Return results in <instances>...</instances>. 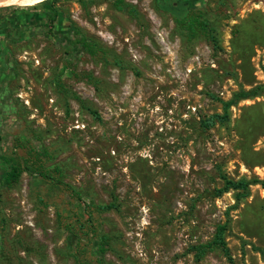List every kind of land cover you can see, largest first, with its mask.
Segmentation results:
<instances>
[{
    "label": "rangeland",
    "instance_id": "374dc122",
    "mask_svg": "<svg viewBox=\"0 0 264 264\" xmlns=\"http://www.w3.org/2000/svg\"><path fill=\"white\" fill-rule=\"evenodd\" d=\"M186 1L217 51L157 0L0 8V264H264V191L214 195L264 179V95L200 127L264 84V0Z\"/></svg>",
    "mask_w": 264,
    "mask_h": 264
},
{
    "label": "trees",
    "instance_id": "16d2710c",
    "mask_svg": "<svg viewBox=\"0 0 264 264\" xmlns=\"http://www.w3.org/2000/svg\"><path fill=\"white\" fill-rule=\"evenodd\" d=\"M54 1L55 0H47L43 2L47 8L52 12L51 19L56 17V10L54 9ZM158 9L163 13H169L174 17L176 23L180 27L181 31H186V34L189 37H193L197 32L203 33L208 41L211 43L214 50L220 49L218 40L216 38L215 29L212 28L209 19L205 16V10L196 11L190 13L189 16L185 15V12L188 10V5L186 0H157ZM264 95V84L256 85L255 87L244 90L240 89L235 92L230 100L222 101L219 100L222 108V113L212 114L205 119L200 121V127L204 130L211 129L216 124L224 125L229 121V110L232 106H235L241 100L254 99ZM92 115H96L95 112L89 110ZM0 161L3 163V167L1 169L0 176L8 183L11 181H15L19 178L21 174V170L14 167L10 164L8 158L4 156H0ZM25 170L27 172L38 174L40 177H44L47 179H51L46 173L42 172L40 169L25 166ZM221 180L223 185L221 188L214 190L215 196H220L223 193H227L230 190L235 191V200L238 203L242 198L246 197L249 194V187L257 185L264 191V179H252L247 180L245 178H241L239 180H231L227 178L225 175H221ZM237 205V204H236ZM103 209H109L110 206H103ZM229 225V220H227L224 224L218 225L216 228V236L213 243L208 244L205 247L206 249H211L215 247L221 248L223 254L230 259L229 251L226 246L224 240V233ZM74 236H70V240L73 239ZM103 242L106 239L102 237ZM103 244V243H102ZM100 253L104 251L103 247L99 249ZM96 264H105L101 258L97 259Z\"/></svg>",
    "mask_w": 264,
    "mask_h": 264
},
{
    "label": "bare ground",
    "instance_id": "6f19581e",
    "mask_svg": "<svg viewBox=\"0 0 264 264\" xmlns=\"http://www.w3.org/2000/svg\"><path fill=\"white\" fill-rule=\"evenodd\" d=\"M45 1L47 0H0V8L10 6L32 7Z\"/></svg>",
    "mask_w": 264,
    "mask_h": 264
}]
</instances>
